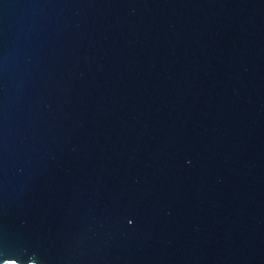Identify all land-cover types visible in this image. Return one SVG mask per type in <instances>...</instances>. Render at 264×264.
<instances>
[{
  "label": "water",
  "instance_id": "water-1",
  "mask_svg": "<svg viewBox=\"0 0 264 264\" xmlns=\"http://www.w3.org/2000/svg\"><path fill=\"white\" fill-rule=\"evenodd\" d=\"M264 264V0H0V264Z\"/></svg>",
  "mask_w": 264,
  "mask_h": 264
},
{
  "label": "bare ground",
  "instance_id": "bare-ground-1",
  "mask_svg": "<svg viewBox=\"0 0 264 264\" xmlns=\"http://www.w3.org/2000/svg\"><path fill=\"white\" fill-rule=\"evenodd\" d=\"M6 264H14V263H6Z\"/></svg>",
  "mask_w": 264,
  "mask_h": 264
}]
</instances>
